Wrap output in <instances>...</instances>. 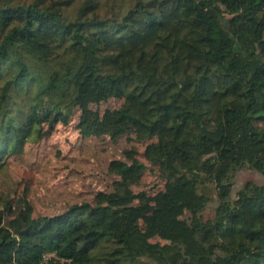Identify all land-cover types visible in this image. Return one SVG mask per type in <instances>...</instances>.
<instances>
[{
  "label": "trees",
  "instance_id": "16d2710c",
  "mask_svg": "<svg viewBox=\"0 0 264 264\" xmlns=\"http://www.w3.org/2000/svg\"><path fill=\"white\" fill-rule=\"evenodd\" d=\"M76 115L163 186L126 149L61 213L0 188V264H264V0H0V173Z\"/></svg>",
  "mask_w": 264,
  "mask_h": 264
},
{
  "label": "rangeland",
  "instance_id": "374dc122",
  "mask_svg": "<svg viewBox=\"0 0 264 264\" xmlns=\"http://www.w3.org/2000/svg\"><path fill=\"white\" fill-rule=\"evenodd\" d=\"M121 104L122 101L111 100L93 108L103 112ZM77 121L78 115L68 126L59 125L47 137L28 144L25 153L12 158L8 169L0 173V188L14 186L20 195H27L35 208V217L61 213L71 204L94 201L100 191L111 192L116 177L109 173V164L115 159L124 160L126 149L138 150L140 160L147 166L134 191L154 192L163 186L158 169L141 155L145 143L137 142L133 135L117 141L107 136L84 138L76 129ZM247 181L263 184L264 175L242 170L234 193ZM215 206V201L210 202L207 216L214 214Z\"/></svg>",
  "mask_w": 264,
  "mask_h": 264
},
{
  "label": "built area",
  "instance_id": "2783aa9c",
  "mask_svg": "<svg viewBox=\"0 0 264 264\" xmlns=\"http://www.w3.org/2000/svg\"><path fill=\"white\" fill-rule=\"evenodd\" d=\"M50 257L49 256H44V260L47 261Z\"/></svg>",
  "mask_w": 264,
  "mask_h": 264
}]
</instances>
